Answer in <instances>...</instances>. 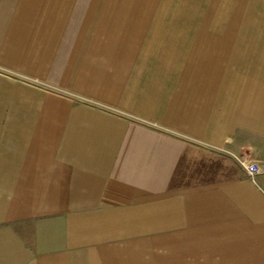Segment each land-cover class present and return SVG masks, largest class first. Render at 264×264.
<instances>
[{"label":"crops","instance_id":"crops-1","mask_svg":"<svg viewBox=\"0 0 264 264\" xmlns=\"http://www.w3.org/2000/svg\"><path fill=\"white\" fill-rule=\"evenodd\" d=\"M263 23L264 0H0V264H264Z\"/></svg>","mask_w":264,"mask_h":264},{"label":"built area","instance_id":"built-area-1","mask_svg":"<svg viewBox=\"0 0 264 264\" xmlns=\"http://www.w3.org/2000/svg\"><path fill=\"white\" fill-rule=\"evenodd\" d=\"M236 160L248 178L253 179L260 173L259 167L248 162L247 157H240Z\"/></svg>","mask_w":264,"mask_h":264},{"label":"rangeland","instance_id":"rangeland-1","mask_svg":"<svg viewBox=\"0 0 264 264\" xmlns=\"http://www.w3.org/2000/svg\"><path fill=\"white\" fill-rule=\"evenodd\" d=\"M252 27H255L254 23H248L247 30H252ZM261 27L264 29V23L261 25ZM237 28H238V26H237Z\"/></svg>","mask_w":264,"mask_h":264}]
</instances>
